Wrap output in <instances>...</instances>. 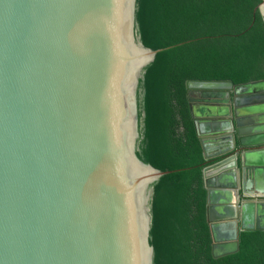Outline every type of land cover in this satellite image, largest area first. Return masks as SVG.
Wrapping results in <instances>:
<instances>
[{
    "label": "water",
    "instance_id": "water-1",
    "mask_svg": "<svg viewBox=\"0 0 264 264\" xmlns=\"http://www.w3.org/2000/svg\"><path fill=\"white\" fill-rule=\"evenodd\" d=\"M158 51L148 0H0V264H172L174 178L148 159ZM185 88L202 158H219L201 170L216 258L264 231V197L233 193L237 173L261 185L244 150L264 144V79Z\"/></svg>",
    "mask_w": 264,
    "mask_h": 264
},
{
    "label": "trees",
    "instance_id": "trees-1",
    "mask_svg": "<svg viewBox=\"0 0 264 264\" xmlns=\"http://www.w3.org/2000/svg\"><path fill=\"white\" fill-rule=\"evenodd\" d=\"M262 0H148L161 76L149 165L174 178L164 228L172 264H264V231L238 233L237 251L213 258L205 221L204 161L189 117L187 81L264 79Z\"/></svg>",
    "mask_w": 264,
    "mask_h": 264
},
{
    "label": "crops",
    "instance_id": "crops-1",
    "mask_svg": "<svg viewBox=\"0 0 264 264\" xmlns=\"http://www.w3.org/2000/svg\"><path fill=\"white\" fill-rule=\"evenodd\" d=\"M262 3L264 4V0H262ZM229 95L232 96L231 93H229ZM263 132H264V130H263ZM246 135H249V134H246ZM206 148H207V154H212L215 152V148L211 144H206ZM250 150H254V151L259 150L258 152L260 153V156H257V157L255 156L254 160L256 161L255 158H259L260 160L264 161V144H261L259 147H248L244 151H250ZM255 166L260 168L259 172H260V178H261V182H260L261 185H260V188L256 187V189L258 188V190H257L258 194H254L256 191V189H254L255 188V176H254V174H252L253 172L251 170H249L247 173L244 174V180H242V182H240L239 174L237 173V176L235 179L236 180L235 188L233 189V193H234L236 198L238 196V198L240 199L242 189H244L243 191H246L244 193H248L250 195H260V197H264V165L260 163V164L255 165ZM252 170H254V169H252ZM224 172H225V170H224ZM241 199L243 200L244 198H241ZM248 199L253 200V202H251V203H257V202H255V199H253V198L252 199L248 198ZM244 203H248V202L245 201ZM261 208H263V207H261ZM261 215L263 217L261 222L264 224V209H262Z\"/></svg>",
    "mask_w": 264,
    "mask_h": 264
},
{
    "label": "flooded vegetation",
    "instance_id": "flooded-vegetation-1",
    "mask_svg": "<svg viewBox=\"0 0 264 264\" xmlns=\"http://www.w3.org/2000/svg\"><path fill=\"white\" fill-rule=\"evenodd\" d=\"M260 4H262V2L260 3ZM259 7V6H258ZM240 85V84H239ZM219 93V92H221V93H224V92H226V90L225 91H222V90H215V91H213V90H209V93ZM190 97H191V99L192 100H195V99H199V97H198V93H197V91H194V92H192L191 94H190ZM207 100H210V101H212V102H215V103H217V102H219L218 103V105H214V103H212L211 105H212V107H214V109H217V108H223V107H227L228 106V104H229V100H227V98H223V95H221L219 98L218 97H214L213 95H212V97H209V98H206ZM250 124V123H249ZM229 154H231V153H229ZM229 154H227V155H225V156H228ZM224 157V156H223ZM219 158H215V159H211L210 161H209V163L208 164H210V163H212V162H214V161H216V160H218ZM208 164H206V165H208ZM224 247V246H223ZM221 248L218 246L215 250H220ZM216 252H218V251H216Z\"/></svg>",
    "mask_w": 264,
    "mask_h": 264
},
{
    "label": "rangeland",
    "instance_id": "rangeland-1",
    "mask_svg": "<svg viewBox=\"0 0 264 264\" xmlns=\"http://www.w3.org/2000/svg\"><path fill=\"white\" fill-rule=\"evenodd\" d=\"M259 6H260V7H262V8L264 9V4H263V3H262V4H260Z\"/></svg>",
    "mask_w": 264,
    "mask_h": 264
},
{
    "label": "bare ground",
    "instance_id": "bare-ground-1",
    "mask_svg": "<svg viewBox=\"0 0 264 264\" xmlns=\"http://www.w3.org/2000/svg\"><path fill=\"white\" fill-rule=\"evenodd\" d=\"M263 12H264V9L262 8Z\"/></svg>",
    "mask_w": 264,
    "mask_h": 264
}]
</instances>
